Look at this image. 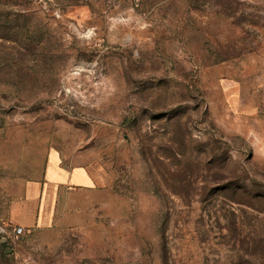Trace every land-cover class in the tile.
Here are the masks:
<instances>
[{
    "label": "rangeland",
    "instance_id": "rangeland-1",
    "mask_svg": "<svg viewBox=\"0 0 264 264\" xmlns=\"http://www.w3.org/2000/svg\"><path fill=\"white\" fill-rule=\"evenodd\" d=\"M57 166L100 184L39 221ZM2 228L0 264H264V0H0Z\"/></svg>",
    "mask_w": 264,
    "mask_h": 264
},
{
    "label": "crops",
    "instance_id": "crops-1",
    "mask_svg": "<svg viewBox=\"0 0 264 264\" xmlns=\"http://www.w3.org/2000/svg\"><path fill=\"white\" fill-rule=\"evenodd\" d=\"M94 171L91 168L66 170L57 166L53 174L46 175L44 182L37 189L35 198L20 206L21 209L41 214L42 216L38 215L39 221L43 219V213L59 212L70 192L100 184V177L92 173ZM32 196H34L33 193Z\"/></svg>",
    "mask_w": 264,
    "mask_h": 264
},
{
    "label": "built area",
    "instance_id": "built-area-1",
    "mask_svg": "<svg viewBox=\"0 0 264 264\" xmlns=\"http://www.w3.org/2000/svg\"><path fill=\"white\" fill-rule=\"evenodd\" d=\"M6 230L5 229H0V235H6ZM11 236H14V237H20L24 234V229L22 227H15L12 229L11 231Z\"/></svg>",
    "mask_w": 264,
    "mask_h": 264
}]
</instances>
